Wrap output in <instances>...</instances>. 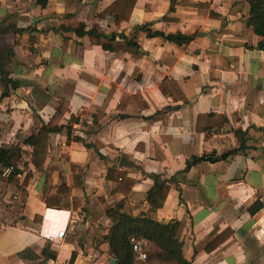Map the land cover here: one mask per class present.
Segmentation results:
<instances>
[{"label":"crops","instance_id":"1","mask_svg":"<svg viewBox=\"0 0 264 264\" xmlns=\"http://www.w3.org/2000/svg\"><path fill=\"white\" fill-rule=\"evenodd\" d=\"M113 1L0 0V53L17 85L0 99V146L28 153L17 163L19 173L0 174V264H115L103 239L110 225L105 210L124 192L109 168L133 180L128 198L135 215L149 208L145 195L155 179L170 180L155 218L181 223V250L190 264H264V49L247 25V2L136 0L129 19L116 24L111 14L99 16ZM145 23L192 38L177 44L142 30L133 34ZM79 24L133 36L144 54L103 50L76 34ZM62 100L69 106L63 127L50 134L36 169L23 141ZM218 115L225 117L219 129H196L198 119L204 130ZM241 137L244 152L192 163L202 154L220 156ZM121 158L136 167L123 166ZM59 174L67 209L44 203ZM64 228L60 244L48 241ZM225 229L228 237L211 247Z\"/></svg>","mask_w":264,"mask_h":264},{"label":"trees","instance_id":"2","mask_svg":"<svg viewBox=\"0 0 264 264\" xmlns=\"http://www.w3.org/2000/svg\"><path fill=\"white\" fill-rule=\"evenodd\" d=\"M41 6H44L47 0H37ZM248 4V17L246 19L247 25L252 28V31L260 39L257 42L258 49H264V0H245ZM136 0H114L106 8H104L99 16H105L111 14L113 21L119 24L121 21L129 19L131 10ZM145 31L148 37L160 36L164 40L174 42L177 44L188 43L191 40V36L182 33H168L165 34L159 30H151L149 24L145 23L134 28V32ZM3 31L0 30V33ZM77 35L86 34L92 44L100 45L103 50L110 52L126 51L133 54L136 57H141L144 53L140 50V45L132 36L130 39H126L123 34L111 33L106 35L97 31L94 28L85 30L83 24H79L75 29ZM34 37H30L29 42H33ZM24 48L31 50L30 46L24 44ZM9 50L5 49L7 53ZM4 59L2 53H0V81L3 84V90L0 94V99L6 97L10 93V89L17 88L16 82L8 77V71L4 69ZM166 81V80H165ZM163 93H168L166 87L162 85L160 87ZM124 96V94H123ZM122 96V97H123ZM121 102V101H120ZM120 105V104H119ZM141 107H146V104L139 101ZM69 111L68 102L62 100L54 113L50 116L49 120L43 123L35 133H31L27 136L23 144L28 145L31 148L30 162L36 169H41L48 149L49 136L52 133H58L61 131L63 125L60 121L63 115ZM207 116H213L208 114ZM200 119H198L199 121ZM196 129L198 131L210 132L214 127L219 129L222 127L225 117L222 115L216 116L214 119V125L208 126L204 130H200L198 125ZM68 136L70 135L71 128L67 127ZM238 137L242 134L241 130H237ZM24 153L19 147L15 146H0V174L6 167L12 169L8 173L9 177L19 173L17 163L21 158V154ZM211 156V155H210ZM195 158V157H193ZM211 161L220 160L219 156H211ZM191 160L186 162L184 172L191 167ZM71 169L75 172H81L79 166L71 165ZM116 172L119 180V188L123 191L124 196L114 205L105 210V214L109 219V230L104 235L103 239L108 245V251L111 258L115 259V264H150L152 261H158L159 264H190L182 254V241L180 238L181 223L177 220H169L168 222L161 223L155 218L156 211L161 208L167 197L170 184L167 181L159 185H153L145 195L149 208L138 215L133 213L128 193L130 191L133 180L126 178L125 173L116 171L114 168L108 170ZM73 202L75 200H72ZM44 203L47 207H53L56 209H67L70 206L68 188L64 183L63 176L59 174L57 184L50 188L45 195ZM76 204L74 203V206ZM261 204L253 205L251 211L255 212L260 209ZM231 231L223 230L212 241L210 246L214 247L220 243L223 239L228 237ZM147 241L149 242V248H143L146 254V258L139 260L136 258L135 253L132 250V244L134 241ZM49 258H55V252L45 251ZM73 256L69 263H71Z\"/></svg>","mask_w":264,"mask_h":264},{"label":"water","instance_id":"3","mask_svg":"<svg viewBox=\"0 0 264 264\" xmlns=\"http://www.w3.org/2000/svg\"><path fill=\"white\" fill-rule=\"evenodd\" d=\"M244 139L243 137H241V140L239 142V145L238 146H235L233 147L231 150H228V151H225L223 153L220 154V159L224 160L228 155L232 154V153H237V152H244L247 148V145L244 143ZM210 159V157L207 155V154H202L200 156H198L196 159H194L192 161V163H196V162H199V161H202V160H208ZM123 166H126V167H130V166H135L136 165L132 162V161H127L125 158H121V162H120ZM166 181V180H164ZM164 181H161V182H158L157 179H155L154 181V185H159L161 183H163ZM170 180H168L167 182H169ZM110 262L111 263H115V259L111 258L110 259Z\"/></svg>","mask_w":264,"mask_h":264},{"label":"built area","instance_id":"4","mask_svg":"<svg viewBox=\"0 0 264 264\" xmlns=\"http://www.w3.org/2000/svg\"><path fill=\"white\" fill-rule=\"evenodd\" d=\"M11 169H12L11 167H6V168L3 169L2 172L4 174H6V173H9ZM64 234H65V228L61 229V230H58L57 233L54 234V235L46 236V238L48 239L49 242L57 245V244H60ZM132 250L135 253L137 259L143 260V259L146 258V254L143 251V248H142L141 244L139 243V241H134L133 242Z\"/></svg>","mask_w":264,"mask_h":264},{"label":"rangeland","instance_id":"5","mask_svg":"<svg viewBox=\"0 0 264 264\" xmlns=\"http://www.w3.org/2000/svg\"><path fill=\"white\" fill-rule=\"evenodd\" d=\"M25 154L27 155L28 153L25 151L24 154L23 153L21 154V157H24ZM139 243L141 244L142 247H145L146 249L149 248V245H146L143 241H139ZM150 264H159V262L158 261H152Z\"/></svg>","mask_w":264,"mask_h":264},{"label":"bare ground","instance_id":"6","mask_svg":"<svg viewBox=\"0 0 264 264\" xmlns=\"http://www.w3.org/2000/svg\"><path fill=\"white\" fill-rule=\"evenodd\" d=\"M56 216V215H55ZM53 218V217H52ZM55 219V218H54ZM60 219V218H59ZM53 221V220H52ZM48 224V223H47ZM45 229H47V226L45 227Z\"/></svg>","mask_w":264,"mask_h":264},{"label":"flooded vegetation","instance_id":"7","mask_svg":"<svg viewBox=\"0 0 264 264\" xmlns=\"http://www.w3.org/2000/svg\"><path fill=\"white\" fill-rule=\"evenodd\" d=\"M0 30H2V29H0ZM3 31V30H2Z\"/></svg>","mask_w":264,"mask_h":264}]
</instances>
